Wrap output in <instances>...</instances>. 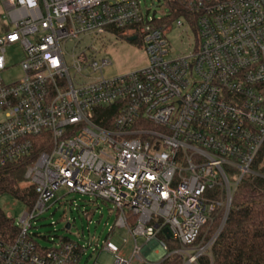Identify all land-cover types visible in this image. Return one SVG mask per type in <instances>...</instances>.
<instances>
[{
	"label": "built area",
	"instance_id": "obj_1",
	"mask_svg": "<svg viewBox=\"0 0 264 264\" xmlns=\"http://www.w3.org/2000/svg\"><path fill=\"white\" fill-rule=\"evenodd\" d=\"M164 5L150 17L138 0H0V168L28 159L19 188L34 193L0 264L88 263L77 243L41 248L30 232L62 188L113 205L132 241L127 258L107 238L113 264L212 262L236 188L264 178V0ZM172 25L191 33L188 54L173 50ZM107 37L138 41L146 67L104 78L111 63L93 43ZM15 46L22 77L8 83Z\"/></svg>",
	"mask_w": 264,
	"mask_h": 264
},
{
	"label": "rangeland",
	"instance_id": "obj_2",
	"mask_svg": "<svg viewBox=\"0 0 264 264\" xmlns=\"http://www.w3.org/2000/svg\"><path fill=\"white\" fill-rule=\"evenodd\" d=\"M138 1H140L141 11L143 13L147 11L150 17H159L167 11L164 0ZM188 37H182L181 30L175 25H172L171 31L167 34L173 50L182 54H188L192 49V45H189L192 37L190 32H188ZM102 42H104L103 46H101ZM93 46L100 50L101 56L106 57L111 63L102 71V75L106 79L146 67V55L138 41L107 37L103 41L93 43ZM22 59L20 48L17 46L7 48L8 70L2 74L6 82H14L22 77L19 68ZM56 199L58 201L31 223L30 232L35 235L34 241L38 246L49 249L65 241H71L86 248L82 262L87 256H90L87 264H92L94 260L97 264H113L112 255L101 249L103 243L111 236L110 243L118 250H123L125 257H130L132 241L124 247L123 241L128 239V235L126 231L114 228L117 217L111 203L97 200L91 196L67 192L64 188L57 191ZM0 209L15 224H18L21 215L26 211L23 203L9 195L0 197ZM67 224L70 226L68 230L65 229ZM111 229H113L112 233H110ZM142 243L143 240H137L139 246ZM163 255L164 252L160 248H156L153 253L147 256L146 260L158 262Z\"/></svg>",
	"mask_w": 264,
	"mask_h": 264
},
{
	"label": "trees",
	"instance_id": "obj_3",
	"mask_svg": "<svg viewBox=\"0 0 264 264\" xmlns=\"http://www.w3.org/2000/svg\"><path fill=\"white\" fill-rule=\"evenodd\" d=\"M180 16L173 12L170 20ZM109 113L110 111H106ZM37 145V144H36ZM35 145V152L47 150V143ZM37 155H32L33 160ZM30 161L24 160L0 168V197L9 195L19 202L31 203L32 189H21L24 174ZM264 174V170L260 171ZM221 211L206 235L208 239L220 225ZM17 234L14 222L0 209V240L10 242ZM212 262L206 258L199 264H264V178L250 175L236 188L227 219L211 249ZM180 259L171 257L163 264H180Z\"/></svg>",
	"mask_w": 264,
	"mask_h": 264
},
{
	"label": "water",
	"instance_id": "obj_4",
	"mask_svg": "<svg viewBox=\"0 0 264 264\" xmlns=\"http://www.w3.org/2000/svg\"><path fill=\"white\" fill-rule=\"evenodd\" d=\"M69 228H70V226L67 224V225L65 226V229L68 230Z\"/></svg>",
	"mask_w": 264,
	"mask_h": 264
}]
</instances>
